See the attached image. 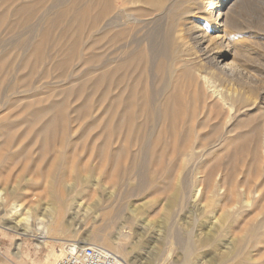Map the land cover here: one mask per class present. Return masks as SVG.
I'll use <instances>...</instances> for the list:
<instances>
[{
	"label": "rangeland",
	"instance_id": "1",
	"mask_svg": "<svg viewBox=\"0 0 264 264\" xmlns=\"http://www.w3.org/2000/svg\"><path fill=\"white\" fill-rule=\"evenodd\" d=\"M70 1L0 0V20L7 19L0 21V192L5 190L1 195L6 199L4 205L0 203L1 223L5 226L10 218H23L22 212L30 225L35 215L52 221L57 211L51 209L56 204L52 198L60 190L65 199L74 197L79 205L77 214L73 216V210L64 215L62 226L77 235V242L86 239L93 225L95 231L105 228L108 233H103H110L125 247L129 264L157 263L166 257L167 264H238L233 261L238 256L246 258L247 264H264V197L253 205L241 201L244 188L240 181L248 172L253 175L255 166L238 173L232 157L220 152L226 145L217 136L175 144L147 143L111 120L118 92L109 89L108 76L98 86L101 68L115 65L109 31L101 33L100 27L89 25L78 30L74 24L75 42L58 44L56 38L67 24L63 22L53 27L46 57L36 61L25 55L44 27L42 20L55 16ZM26 4L33 8L31 17H13ZM66 5L62 12L77 10L75 5ZM234 11L241 12L236 24L264 44V0H242ZM51 115L57 118L55 131L42 137V125ZM196 117L199 125L209 117L200 128L205 132L218 125L207 108L197 109ZM217 161L224 166L211 173ZM226 172L239 182L210 194V184L225 178ZM251 178L253 189L264 196V169ZM88 189L89 196L77 199ZM19 196L24 200L17 210L30 209L28 214L9 209L12 204L18 207L21 201L15 197ZM8 210L11 217L5 215ZM108 211L113 216L108 217ZM82 218L84 226H79ZM4 228L0 226V264H56L60 259L49 255L58 252V246L36 248L35 238L28 236L20 237L21 256L14 257L17 236ZM70 236L54 238L73 240Z\"/></svg>",
	"mask_w": 264,
	"mask_h": 264
},
{
	"label": "bare ground",
	"instance_id": "2",
	"mask_svg": "<svg viewBox=\"0 0 264 264\" xmlns=\"http://www.w3.org/2000/svg\"><path fill=\"white\" fill-rule=\"evenodd\" d=\"M38 1L40 0H36V4ZM241 1L71 0L65 5L72 4V7L75 5L77 10L71 8L70 11L64 9L66 12H62L61 8L65 5H61L58 8L60 12L57 10L55 16L50 13L49 16L52 15L54 18L47 15L42 20L43 29L32 40L25 55L34 56L36 61L46 57V48L52 40L53 27L63 22L67 24L56 38L58 44L60 42L66 44L69 40L75 42V30L72 27L74 24H78V30L83 29L84 25H89L100 27L101 33L109 31V43L113 48L115 65L101 68L97 85L102 86L108 76L106 82L109 89L118 92L116 96L119 97L112 111V121L117 120L118 126H126L128 134L135 136L138 141L147 143L175 144L180 140H205L217 136L220 142L226 145L220 152L227 158L232 157L238 173H246L250 166H255L254 174L258 176L264 169V44L258 42L261 38L252 35L253 32L247 33L236 24L235 21L241 12H235L234 8ZM28 5L18 9L13 17L23 20L31 17L33 8ZM6 20L1 18L0 21ZM103 39L101 37V40ZM199 108H207L210 114L218 119V125L212 132L200 129L205 126L209 117L199 125L198 116L196 117V110ZM51 116V119L44 121L42 125V137L51 136L55 131L57 118ZM235 143L238 145L234 146V149L230 148V145ZM228 149L233 152L232 155H229ZM197 159L199 160L200 156ZM223 166L217 161L211 173L221 170ZM253 175L248 172L243 181H240L244 188L241 200L244 205L257 204L264 197L263 194L261 196L258 194L257 189H253L251 178ZM224 176L222 180L210 184V194L214 195L215 190L228 183L239 182L236 177H227V172ZM58 185L60 186L59 182L57 187ZM57 187L56 190H59ZM73 189L71 186L70 190ZM70 190L66 191L68 196L71 194ZM4 191L0 192V203L3 205L6 203V199L1 195L5 193ZM61 192L60 190L56 192L54 198L49 197L57 204L51 208L54 211L57 208L53 213L55 218L51 216L54 218L52 220L49 216L52 221H44L45 217L35 215L32 217H35L34 222L30 225L29 218L22 212L25 210L21 209L25 218H21L23 215L18 219L10 218V224L5 226L0 221V226L17 236L13 256L16 258L21 256L20 237L28 236L35 238L36 248L47 244H50L51 248L58 246V252L49 253L55 259H61L68 244L74 242L105 249L123 264H129L125 247L118 240H113V237L109 236L110 233L106 234L108 232L105 228L106 233H103V229L95 231V225L92 224L94 227L89 230L86 239L77 242V235L71 234L62 226V218L68 211L74 210L73 216L77 214L75 209L79 208L78 201L74 197L65 199ZM90 193L89 189L82 190L77 199L82 200ZM16 194L15 196H18V193ZM20 196L15 197L18 202L21 201L18 207L11 202L9 209L11 207V210L19 211L17 208L24 200L23 194L22 198ZM127 196L129 195L124 197ZM125 198L123 200H127ZM53 203L50 205L53 206ZM11 210L6 211L5 215L11 217ZM20 211L18 213H21ZM25 212H30V209ZM108 213L109 211L106 214ZM43 214L45 215L44 211ZM108 215L106 217L113 216L111 212ZM86 217L87 215H84V219H87ZM96 218L95 221L98 220ZM226 218L231 220V215L227 214ZM82 220L83 218L79 219L77 223L79 226H84L85 222ZM59 234H70L74 239L54 238ZM121 235L119 233L118 236ZM153 255L149 254L151 257ZM168 258H163L157 263L149 260L146 264H167ZM233 261L247 264V259L241 256Z\"/></svg>",
	"mask_w": 264,
	"mask_h": 264
},
{
	"label": "built area",
	"instance_id": "3",
	"mask_svg": "<svg viewBox=\"0 0 264 264\" xmlns=\"http://www.w3.org/2000/svg\"><path fill=\"white\" fill-rule=\"evenodd\" d=\"M56 264H123L111 252L92 245L68 244Z\"/></svg>",
	"mask_w": 264,
	"mask_h": 264
}]
</instances>
